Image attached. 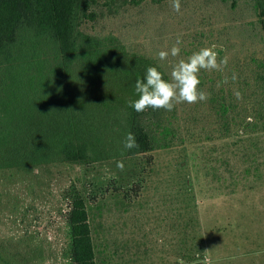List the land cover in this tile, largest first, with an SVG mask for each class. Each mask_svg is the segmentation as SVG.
<instances>
[{
    "label": "rangeland",
    "instance_id": "rangeland-1",
    "mask_svg": "<svg viewBox=\"0 0 264 264\" xmlns=\"http://www.w3.org/2000/svg\"><path fill=\"white\" fill-rule=\"evenodd\" d=\"M180 3L179 13L170 0L126 5L117 13L84 21L81 28L113 33L129 49L155 57L159 50L170 49L179 35L180 56L159 60L168 71L200 47L215 46L218 58L228 59L221 71L222 83L227 77L224 84L230 82L235 91L242 76L254 67L250 58L264 57V40L257 28L246 31L253 36L240 30V24L252 19L249 2L239 0L234 8L229 0ZM205 72L218 79L217 71ZM185 106L190 111L197 106L196 130L214 134L216 124L208 103ZM143 157L150 159L138 164L143 167L139 175L143 180L140 185L134 181L126 196L116 185L119 170L104 164L53 163L0 170V264H70L64 253L69 241L65 192L82 187L92 196L93 187L104 190L91 210L96 212L100 206L103 213L100 220L91 218L97 264H169L161 251L166 246L169 253L171 245L175 251L176 239L182 236V229L179 236L176 229L178 206L180 222L193 220L188 222L189 243L202 236L204 244L201 259L180 258L178 264H264V132L192 140ZM112 179L115 182L109 184ZM128 202L131 207L124 213ZM171 217L172 231L164 227ZM172 264H176L174 257Z\"/></svg>",
    "mask_w": 264,
    "mask_h": 264
},
{
    "label": "trees",
    "instance_id": "trees-1",
    "mask_svg": "<svg viewBox=\"0 0 264 264\" xmlns=\"http://www.w3.org/2000/svg\"><path fill=\"white\" fill-rule=\"evenodd\" d=\"M144 1L163 0H0V170L53 163L104 164L119 170L116 185L126 196L134 181L136 185L142 182L143 167L138 164L141 160L150 163L149 157H143L148 153L192 140L264 132V57L250 58L254 67L235 90L239 99L230 82L222 83L221 71L216 72L218 85L213 73L200 71L199 87L210 94L202 103H208L214 115V134L193 126L197 106L190 111L182 103L172 111L139 113L129 106L135 80L143 77L147 66H156L165 79L169 71L157 57L129 49L119 36L89 33L81 25ZM229 1L231 8L239 2ZM242 1L249 2L252 19L240 24V30L257 28L264 40V0ZM127 132L135 135L138 148L124 149ZM118 161L123 170L117 167ZM96 188L94 196L83 187L65 192L69 241L64 253L70 264H97L91 218L100 220L103 213L100 206L96 212L91 210L98 206V195L104 190ZM177 214L178 236L182 229L179 259H201L203 237L190 244L188 222L193 220L188 217L180 222L179 206Z\"/></svg>",
    "mask_w": 264,
    "mask_h": 264
},
{
    "label": "clouds",
    "instance_id": "clouds-1",
    "mask_svg": "<svg viewBox=\"0 0 264 264\" xmlns=\"http://www.w3.org/2000/svg\"><path fill=\"white\" fill-rule=\"evenodd\" d=\"M172 9L179 13L181 10L180 0H170ZM182 43L178 35L175 42L168 50H159L157 57L160 61H166L169 55L180 56ZM227 57L218 58L215 46H203L193 51L186 58H180L171 64L168 73L169 78L165 79L164 74L156 66H147L143 77H138L134 83V98L128 104L136 112H144L147 109L172 111L177 104H196L206 102L209 93L199 87V73L205 71H223L227 67ZM232 79H236L233 73ZM224 82H227L225 77ZM237 99L240 98L238 91H235ZM124 149L138 148L135 135L127 132L123 140ZM117 167L123 170V163L118 161Z\"/></svg>",
    "mask_w": 264,
    "mask_h": 264
},
{
    "label": "crops",
    "instance_id": "crops-1",
    "mask_svg": "<svg viewBox=\"0 0 264 264\" xmlns=\"http://www.w3.org/2000/svg\"><path fill=\"white\" fill-rule=\"evenodd\" d=\"M129 204H131V203H129ZM130 207H131V205H130ZM130 207L129 208H124V213H126L127 212V210L129 211V209H130ZM178 209V208H177ZM170 214H172V212L170 213ZM126 215V214H125ZM165 219L163 218V221H164ZM170 220V224H168V225H166V226H164V227H167V229H170L171 231L173 230V227H174V222H173V220H172V217L169 219ZM172 223V224H171ZM164 225H165V223H164ZM159 226H160V224H158L157 225V228H159ZM177 227H176V229H177V236H178V224L176 225ZM171 227V228H170ZM176 243H177V247H176V249H175V251H173V249H172V245L170 246V252L168 253L166 250H167V247L165 246V248H164V250L163 251H161V258H165L166 260H167V263H168V257H169V261H170V263L172 264L173 263V257H174V263H176V264H178V262H179V253H178V238L176 239ZM172 244V243H171ZM162 248V247H161ZM162 250V249H161ZM108 251V250H107ZM135 256V254H132V257H134ZM167 257V258H166ZM169 263V264H170Z\"/></svg>",
    "mask_w": 264,
    "mask_h": 264
}]
</instances>
